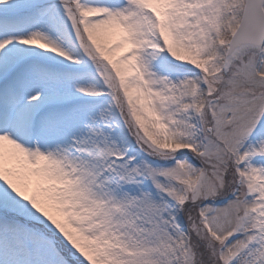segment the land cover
I'll use <instances>...</instances> for the list:
<instances>
[{
  "label": "snow or ice",
  "instance_id": "6c2138e0",
  "mask_svg": "<svg viewBox=\"0 0 264 264\" xmlns=\"http://www.w3.org/2000/svg\"><path fill=\"white\" fill-rule=\"evenodd\" d=\"M0 264H264V0H0Z\"/></svg>",
  "mask_w": 264,
  "mask_h": 264
}]
</instances>
